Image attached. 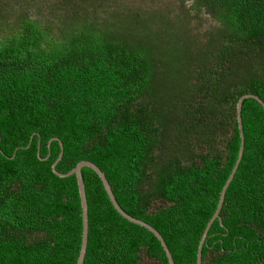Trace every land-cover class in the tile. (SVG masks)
Returning a JSON list of instances; mask_svg holds the SVG:
<instances>
[{"label": "trees", "instance_id": "obj_1", "mask_svg": "<svg viewBox=\"0 0 264 264\" xmlns=\"http://www.w3.org/2000/svg\"><path fill=\"white\" fill-rule=\"evenodd\" d=\"M36 1L0 0V264H76L78 188L74 175L53 174L52 138L64 147L59 173L94 163L175 264H196L238 157L237 102H264V0H180L176 12L59 0L45 15ZM192 11L215 21L201 40L189 31ZM241 118L243 156L202 264H264V109L245 99ZM82 177L83 264H168L98 176L83 168Z\"/></svg>", "mask_w": 264, "mask_h": 264}, {"label": "water", "instance_id": "obj_2", "mask_svg": "<svg viewBox=\"0 0 264 264\" xmlns=\"http://www.w3.org/2000/svg\"><path fill=\"white\" fill-rule=\"evenodd\" d=\"M249 98L257 101L264 109V102L259 97L255 96L253 94L243 95L237 102L236 113H237V122H238V129H239V135H240V147H239L238 157L236 159V162L232 168V171H231L227 181L225 182V184H224V186L220 192V197H219V201H218V205L216 207V210L213 213L210 220L208 221V223L206 224L204 231L202 233V236L200 238V241H199V244L197 247V253H196V264H202V249H203L207 234H208L212 224L214 223V221L218 220L220 225L223 227L222 219L220 217V211H221L222 206H223L226 191H227L229 185L231 184V182L234 178V175L238 169V166H239L241 159H242V156H243L245 138H244V134H243V130H242L243 126H242L241 110H242L243 101L245 99H249ZM53 141H57L59 143V146H60V153H59L57 159L55 160V162L51 166V170H52L53 174H55L56 176H58L60 178H67V177L74 175L76 178V183H77V188H78V195H79L80 208H81V218H82V237H81V245H80L79 255H78V259L76 261V264H83V262H84V258H85L86 250H87V244H88V231H89L88 230V227H89L88 205H87L85 184H84L83 177H82V169L83 168L91 169L98 176V178L100 179V181L104 187V190L106 191V194H107L113 208L117 211V213L121 217H123L125 220L129 221L130 223H133V224L138 225L142 228H145L150 233H152L155 236V238L159 241L161 247L163 248L164 253L166 255V258L168 260V264H175L174 260L172 258V255H171L163 237L161 236V234L155 228H153L151 225L147 224L144 221H141L139 219H136V218L130 216L120 207V205L118 204V202L115 199V196L111 190V186H110L105 174L94 163L89 162V161H80L75 165V167L71 171H69L68 173H65V174L59 173L56 170V166H57L58 162L62 159V156L64 153V147H63L62 142L58 138H52L48 142V148H50V145ZM26 148H28V147H26ZM39 159L45 160V159H41L40 157H39Z\"/></svg>", "mask_w": 264, "mask_h": 264}, {"label": "rangeland", "instance_id": "obj_3", "mask_svg": "<svg viewBox=\"0 0 264 264\" xmlns=\"http://www.w3.org/2000/svg\"><path fill=\"white\" fill-rule=\"evenodd\" d=\"M58 1L59 0H38L34 4L41 9V12L44 15L46 13L54 14V5L59 3ZM118 3L124 6L131 4V7H139L142 11L160 8L161 11L169 10L171 12H176L175 8L177 9L181 4L180 0H120ZM188 6L189 4L186 3V8H188ZM31 11L34 10L31 9ZM53 17L54 16H50L48 18ZM189 17L191 18V24L189 26L190 34L192 37H196L198 40H201L205 32L215 25V21L212 20L211 16L203 12L196 14L192 11Z\"/></svg>", "mask_w": 264, "mask_h": 264}]
</instances>
